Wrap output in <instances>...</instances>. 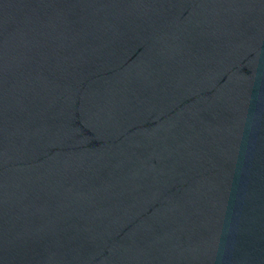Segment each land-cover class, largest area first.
<instances>
[{"label":"water","instance_id":"1","mask_svg":"<svg viewBox=\"0 0 264 264\" xmlns=\"http://www.w3.org/2000/svg\"><path fill=\"white\" fill-rule=\"evenodd\" d=\"M0 264H264V0H0Z\"/></svg>","mask_w":264,"mask_h":264}]
</instances>
